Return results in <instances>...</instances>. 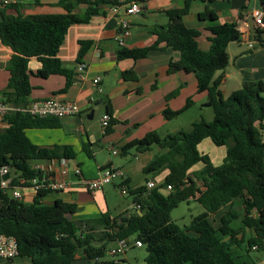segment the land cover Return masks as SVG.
<instances>
[{
    "label": "trees",
    "instance_id": "16d2710c",
    "mask_svg": "<svg viewBox=\"0 0 264 264\" xmlns=\"http://www.w3.org/2000/svg\"><path fill=\"white\" fill-rule=\"evenodd\" d=\"M132 1L141 4L144 0H59L58 6L64 10L61 14L23 15L20 13L25 6L23 0H14L0 8V42L13 52L5 65L9 78L5 90L0 91L2 102L16 107L26 105L32 89L30 75L63 76L65 84L59 92L64 93L75 75L73 70L62 68L57 57L68 28L88 23L101 4L115 6ZM260 2L264 14V0ZM79 4L86 5L82 13H76ZM188 4L186 1L182 8L166 12L168 23L154 30L156 41L152 45L119 50V58L138 60L163 42L166 48L179 54L177 60L168 62L167 72L192 73L197 91L207 93L205 106L213 112L211 121H195L188 132L179 131L162 139L149 133L125 146L141 150L155 143L166 150L143 168L144 173H150L165 167L168 173L163 183L128 192L138 209L118 220L102 214L77 223L70 218L77 209L75 205L60 200L43 205L39 202L45 195L43 192L28 204L11 197L10 190L19 186V179L29 186L32 178L40 176V170L31 167L32 161L69 158L70 154L66 147L35 146L24 133L27 129L57 128L59 119L34 117L21 111L3 118L7 127L0 130V167L9 168L11 182L0 190V233L16 239V259L28 264H71L76 255L82 254L88 264H113L106 252L115 241L125 238L141 241L145 251L141 264H255L257 259L251 254L264 255L263 249L251 250L264 238V83L244 82L227 98L222 97L219 90L222 75L216 76V72L226 67L227 44L238 41L240 33L234 23L212 26L209 49L201 51L196 41L199 32L187 28L182 20L188 13ZM6 9L14 13H6ZM204 15L206 19H216L210 10ZM262 33V30L253 33L252 39L258 46L263 45ZM79 46L77 63H81L90 42L80 41ZM31 57L40 63L35 72L28 70ZM120 77L125 81L137 80L133 70L121 72ZM178 114L179 111H163L166 118ZM110 131L109 125L105 133ZM205 138L215 146H227L220 165H212L207 156L198 153L196 146ZM198 162L204 166L189 176L187 171ZM196 182L201 183L202 190ZM166 185L171 190L163 195L159 190ZM196 194L203 212L187 227H180L170 213ZM226 206L218 227H214L208 217Z\"/></svg>",
    "mask_w": 264,
    "mask_h": 264
},
{
    "label": "crops",
    "instance_id": "0c3cea01",
    "mask_svg": "<svg viewBox=\"0 0 264 264\" xmlns=\"http://www.w3.org/2000/svg\"><path fill=\"white\" fill-rule=\"evenodd\" d=\"M59 0H23L24 7L20 9L23 15L33 14H61L64 10L58 6ZM188 4V13L182 18L187 28L199 32L197 45L201 51H207L210 46L209 29L224 23H234L240 33L236 42L227 44L226 53L228 63L222 71L219 90L223 98L241 88L244 82L261 81L264 83V38L262 46L252 39L256 30H262L264 35V14L260 0H144L140 13L132 16L126 34L120 35V20L125 18L123 10L126 4L112 6L109 3L97 7L88 23L70 26L64 41L57 53L61 67L75 72L70 87L59 92L65 84L61 75H50L46 78L30 75L29 83L32 87L27 101L53 98L60 102H73L79 112L75 116L59 119V127L27 129L24 131L31 144L43 147H66L69 158V169L79 168L81 177L93 180L104 169L112 168L122 172L128 192L154 183L160 186L168 170L144 173L143 168L166 150L152 143L146 148H125L126 145L139 141L149 133H155L159 138L179 131L188 132L191 124L198 120L209 122L213 118L212 109L205 106L206 91L198 92L196 79L192 73L182 70L167 72L168 62L177 60L179 54L166 48L163 42L157 44V49L148 52L147 56L132 60L119 58V50L138 49L152 45L156 41L154 30L168 23L167 11L177 10ZM4 6L0 3V8ZM116 7V10H113ZM85 4H79L76 13H82ZM206 10L215 15V20L205 18ZM258 10L263 14L262 26H256L252 12ZM6 13L13 14L6 9ZM201 15V16H200ZM80 41H89L90 46L82 57L81 63L76 58ZM120 41L122 45H120ZM257 44V47H256ZM251 45V48H249ZM255 47V49H253ZM13 52L0 42V91L5 90L9 78L5 70L7 61ZM79 64L85 67V74L81 77L76 73ZM40 63L35 57L28 60V70L35 72ZM133 70L136 81H125L120 77L121 72ZM98 79L97 84L92 81ZM0 93V102L3 101ZM189 105L186 107V103ZM27 102V103H28ZM109 109V113L107 112ZM179 111L173 118H166L164 110ZM198 113H195L197 112ZM110 116L111 131L105 133L100 120L104 114ZM7 127L4 119H0V130ZM122 148H125L122 150ZM116 149L117 154H112ZM196 149L200 155L208 157L210 163L218 166L222 163L227 146H215L209 138L201 140ZM57 159V158H55ZM50 160L32 161L31 167L45 170ZM204 164L198 162L187 174L200 170ZM66 180L65 188L60 191L48 192L39 199L43 205H52L56 200L76 206V211L70 216L74 222H83L107 214L110 219H119L134 209L132 198L128 202L120 201L122 196L118 191L121 179L115 178L99 190L89 191L79 184V181ZM202 190L200 182H196ZM163 195L168 191L159 190ZM197 194L189 196L187 205L194 206L197 214L191 216L190 221L203 212L196 202ZM35 194L31 189H21L20 201L31 203ZM228 206L221 208L208 217L214 227H218L221 215ZM175 209V208H174ZM172 212V211H171ZM251 235V231H247ZM112 244L110 245V247ZM123 259L127 262L125 254ZM74 261L88 264L84 255L78 254ZM73 261V262H74ZM264 257L255 264H264ZM72 264V263H71Z\"/></svg>",
    "mask_w": 264,
    "mask_h": 264
},
{
    "label": "built area",
    "instance_id": "2783aa9c",
    "mask_svg": "<svg viewBox=\"0 0 264 264\" xmlns=\"http://www.w3.org/2000/svg\"><path fill=\"white\" fill-rule=\"evenodd\" d=\"M14 2V0H0V3L5 6L9 3ZM116 7H114L113 10ZM142 10V5L138 2L132 1L125 5L123 10V14L125 18L120 20V35L126 34L127 28L130 26L131 17L140 13ZM252 17L254 24L256 26H262V17L263 14L261 11L255 10L252 12ZM120 45L122 42L120 41ZM251 48V45H249ZM76 73L81 77L85 74V67L83 64H79L76 68ZM94 84H97L98 79H94L92 81ZM21 111L25 112L34 117H53L57 119H63L75 116L79 112L78 106L73 102H60L53 98H48L44 100H32L29 101L26 105L22 107H16L11 103L0 102V119H3L6 115L11 112ZM100 125L103 130L108 128L110 125V116L106 113L101 117ZM112 154H117L116 149H111ZM50 163L47 168L43 171L40 170L41 174L39 177L32 178L30 180L29 186H24L25 181L23 179H19V186H13L10 190L11 197L14 199L20 200L21 198V189H31L35 196L39 192L48 193L60 191L65 188L66 180H69L71 175L77 177V181L82 187L86 188L89 191L99 190L105 184H109L113 179L119 178L121 182L118 184L117 188L119 193L122 196L128 195V189L124 183L122 172L107 168L102 170L95 179L93 180H85L84 178H80L81 173L79 168L69 169L67 159L60 157L57 159H50ZM7 175V178L4 180L2 177ZM0 190L6 189L9 187L11 182V175L9 172V168L7 166L0 167ZM146 187L148 189L154 188V183L148 182L146 183ZM166 191L171 190L170 185H166L164 187ZM139 206H134V209H138ZM141 248V241L131 239H121L115 241V243L107 250L106 255L109 260L113 264H127L123 259L124 254L129 248ZM259 249L264 250V238L260 243L254 244L251 247L252 251H258ZM18 255V246L16 239L13 236H8L0 233V261H9L17 257Z\"/></svg>",
    "mask_w": 264,
    "mask_h": 264
},
{
    "label": "rangeland",
    "instance_id": "374dc122",
    "mask_svg": "<svg viewBox=\"0 0 264 264\" xmlns=\"http://www.w3.org/2000/svg\"><path fill=\"white\" fill-rule=\"evenodd\" d=\"M262 38H264V35L262 33ZM262 96H264V93H262ZM195 113H198L195 112ZM120 201L122 202H128L129 197L128 196H119ZM197 214L196 208L191 205H187L184 202H181L178 204V206L172 210L170 213L171 219L180 227L183 225L188 224L191 216H195ZM145 256V251L143 248H129L126 253L125 257L127 259V264H141L143 261V258ZM251 256L257 259V261H261L262 257L264 256L262 253H252ZM264 263V262H263ZM0 264H28L26 261H21L18 259H12L9 261H0ZM72 264H81L79 261H74Z\"/></svg>",
    "mask_w": 264,
    "mask_h": 264
},
{
    "label": "water",
    "instance_id": "95a60500",
    "mask_svg": "<svg viewBox=\"0 0 264 264\" xmlns=\"http://www.w3.org/2000/svg\"><path fill=\"white\" fill-rule=\"evenodd\" d=\"M253 49H255V47H253ZM7 178V175H4L3 177H2V179H6ZM72 180H76L77 179V177L76 176H74V175H71V177H70Z\"/></svg>",
    "mask_w": 264,
    "mask_h": 264
}]
</instances>
